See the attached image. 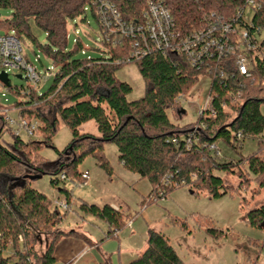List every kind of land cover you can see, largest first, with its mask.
I'll return each instance as SVG.
<instances>
[{
    "label": "trees",
    "instance_id": "trees-1",
    "mask_svg": "<svg viewBox=\"0 0 264 264\" xmlns=\"http://www.w3.org/2000/svg\"><path fill=\"white\" fill-rule=\"evenodd\" d=\"M108 1L115 5L122 19L130 22L140 20L147 2L154 0ZM163 1L182 33L205 24L212 18L211 14L229 18L242 5V0ZM0 9L9 11L0 20V28L4 32L13 31L21 43L25 39L36 41L31 33L32 25L42 30L45 40L38 43V48L53 67L50 85L43 92L38 93L29 86L6 88L2 85L20 100L11 105L0 103V264H53L54 245L61 238L73 236L89 244V238L80 231L58 227L72 206L107 225L99 242L115 236L130 221L129 214L121 207L75 201L67 187V183L81 181L77 166L88 155L111 175L112 168L103 152L105 142L115 145L117 159L124 169L150 182V191L141 198V204L156 202L151 198H164L179 187H188L192 193L207 190L211 197L232 190L246 191L252 186V190L264 189V116L259 109L264 103L263 61L257 60L249 77L237 73L232 58L197 67L182 54L163 55L157 51L138 60L120 62L128 56L129 41L117 37L114 42L103 40L93 0H0ZM87 10L98 24L99 44L105 56H76L78 51H83L78 38L72 49L67 48L68 22L83 14L80 20H84ZM252 20L260 28L264 27V8ZM129 62L136 63L145 87L142 96L131 101L126 98L131 86L115 76L116 69ZM200 77L210 80L208 94L216 115L196 118L186 125L171 121L168 113L174 120L184 113L177 98L186 97ZM237 89H241V99L232 102L231 95ZM4 108L15 109L18 120L36 122L26 141L11 131ZM43 108H51L53 115L49 118L42 112ZM58 119L68 126L71 138L61 150L54 148L56 158L48 161L38 155L37 149L51 145ZM88 121H94L98 135L79 132L78 128ZM197 122L202 126L193 129ZM191 131L198 141L191 140L186 147L185 136ZM4 132H10L11 142L1 143ZM36 134L40 140H31ZM172 137L176 138L175 143L171 142ZM246 137L256 139L257 149L242 155L238 150ZM218 141L238 157L216 155L209 150V145ZM26 171L32 175L47 174L68 208L59 210L50 197L34 189ZM61 174L64 179L60 178ZM222 175L236 178L238 183L232 187ZM164 177H167L166 183ZM244 221L264 229L261 227L264 203L248 210ZM206 231L213 236L223 234L213 227H207ZM41 233L47 234L46 246L38 253L36 245ZM126 264L186 263L164 233L148 229L144 249Z\"/></svg>",
    "mask_w": 264,
    "mask_h": 264
},
{
    "label": "rangeland",
    "instance_id": "rangeland-1",
    "mask_svg": "<svg viewBox=\"0 0 264 264\" xmlns=\"http://www.w3.org/2000/svg\"><path fill=\"white\" fill-rule=\"evenodd\" d=\"M8 13V10L0 9V20L6 18ZM253 16L254 11L250 7H246L244 20L250 22ZM81 18H84V14L67 24V48L72 49L75 39L78 38L83 46V51H78L76 56H105L106 54L99 44L100 30L96 20L88 10L85 13V19L80 20ZM3 32L4 30L0 28V34ZM31 33L36 41L25 39L22 42L23 50L30 64L37 72L43 74L46 69H51L50 60L38 48V43L44 42L45 35L35 25L31 26ZM256 38L258 41L264 39V27L260 29L259 34H256ZM7 75L11 88L27 86L33 88L34 86L27 80L22 69L7 71ZM115 76L131 86V91L126 97L127 100L138 99L144 93V82L136 63L122 64L116 69ZM50 82V76L42 77L34 88L38 93L43 92L49 87ZM207 89V79L200 77L188 95L178 100L181 109L184 110L181 118L174 120L173 116L168 113L170 120L179 125L193 123L197 118V109L203 105ZM18 100H20L19 96L11 91H6V88L0 85V103L11 105ZM259 109L264 116V103L260 104ZM42 112L49 118L53 115L51 108H43ZM7 115L18 120L17 112L13 108L8 110ZM78 130L81 133L98 135L94 121L82 124ZM11 131L14 134L17 133L25 141L28 139L25 129L17 124L11 126ZM70 138V129L58 119L56 131L51 138V145H42L37 149V153L43 159L53 161L56 158L54 148L61 150ZM31 140L38 141L40 137L36 134L32 136ZM11 141L10 132H4L1 135V143ZM216 145L222 156L238 157L236 152L223 143L218 141ZM256 149V139L246 137L238 151L242 155H247ZM103 152L112 168L111 175H108L96 164L94 158L88 155L83 158L77 168L80 172L87 171L89 179L83 185H79L77 182L67 183V187L70 188L72 198L75 201L83 199L99 205L104 204V202L115 203L124 212H127L129 214L128 219H130V223L133 222V225L131 226L126 222V225L119 231V236L128 235L132 229L136 234V241L139 243L140 237H144L148 229L161 231L168 237L170 244L186 264L252 263L257 245H261L263 241L264 229L250 226L244 221V216L248 210L264 203V189L252 190L254 186L251 185L253 188L246 189V191L232 190L218 197H211L207 190H198L192 193L188 187H179L170 191L164 198L157 199L156 202L141 204L142 196L146 195L151 188L150 182L122 167L117 159V150L113 143L105 142ZM25 174L32 175L28 171ZM223 177L225 182L232 187L238 183L236 178ZM31 186L46 194L53 201L63 198L62 193L50 184V177L47 174L31 179ZM59 210L62 211L61 208ZM182 223H185V227H182ZM58 227L62 230L79 228L81 232H88L95 237L100 234V230L105 227V224L97 218L81 213L76 206H72ZM207 227L222 230L223 234L213 236L206 231ZM46 237V233L40 234V240L36 245L38 253L44 251ZM62 239L82 241L73 236L61 238L55 243L53 253L56 246L64 243L65 240ZM261 259H264V251L260 253L259 261Z\"/></svg>",
    "mask_w": 264,
    "mask_h": 264
},
{
    "label": "built area",
    "instance_id": "built-area-1",
    "mask_svg": "<svg viewBox=\"0 0 264 264\" xmlns=\"http://www.w3.org/2000/svg\"><path fill=\"white\" fill-rule=\"evenodd\" d=\"M96 6V13L99 16V22L103 31L104 41H115V38H126L129 41L130 50L124 60H138L144 55L153 52L182 54L187 61L197 67H208L214 62L232 58L233 64L238 74L249 77L252 69L257 62H264V39L258 41L256 34L260 32V26L251 20H244L246 7H250L254 14L264 8V0H242V5L237 7L234 14L229 18L215 16L211 14V19L205 24L192 28L182 33L163 0L148 1L146 8L142 12L141 19L138 21H125L120 16L115 5L108 0H93ZM22 69L25 77L35 87L42 77L52 75L53 67L46 69L40 74L25 58V52L19 38L13 31L0 34V72ZM8 76V75H7ZM208 81L207 94L203 100L202 107L197 109V118L213 117L216 115V108L212 105V98L208 94L210 80ZM2 86V84L0 83ZM241 89H237L231 95V101L241 99ZM182 98L179 96L177 100ZM221 107H224L220 103ZM6 114L5 120L12 126L17 124L23 127L28 135L33 133L36 122L28 123L24 119L14 120L10 118L6 108L3 109ZM201 127L202 123L197 122L193 129ZM191 131L185 136L186 147L190 146L191 140L198 141L197 135ZM17 134V133H15ZM240 136L239 133L236 134ZM171 142L175 143L176 138L172 137ZM209 150L220 155V150L215 143L209 145ZM64 179V174L60 175ZM81 181L78 184L83 185L89 179L87 171L80 173ZM167 182V177H164ZM158 194H161L160 192ZM157 200L152 197L151 201ZM53 205L62 210L68 208L64 198H58L53 201ZM130 224V221L127 222ZM19 240L21 237L19 236ZM260 250L264 251V238L260 245Z\"/></svg>",
    "mask_w": 264,
    "mask_h": 264
},
{
    "label": "crops",
    "instance_id": "crops-1",
    "mask_svg": "<svg viewBox=\"0 0 264 264\" xmlns=\"http://www.w3.org/2000/svg\"><path fill=\"white\" fill-rule=\"evenodd\" d=\"M104 204H110L113 208L120 207L115 203L104 202ZM130 225L132 226L133 222H131ZM102 228L100 230V234L95 237L88 232H81V229L77 228L78 231L85 234L89 238V244L83 240L71 241L70 239H62L65 240L64 243L56 246L54 250L53 256L55 258V262L53 264H103L105 262L106 264H126L133 260L146 245L147 232L144 234V237H140V242L138 243L136 241V234L132 229H130L128 235L119 236V230L115 236L106 238L99 242L101 238L104 237L107 225L105 224V227L103 229ZM261 252L260 245H257V251L255 252L251 261L252 263L250 264H264V259L259 261Z\"/></svg>",
    "mask_w": 264,
    "mask_h": 264
},
{
    "label": "water",
    "instance_id": "water-1",
    "mask_svg": "<svg viewBox=\"0 0 264 264\" xmlns=\"http://www.w3.org/2000/svg\"><path fill=\"white\" fill-rule=\"evenodd\" d=\"M0 83L3 86H5L6 88H9L10 87V83H9V80H8V76H7V74L5 72H0ZM39 176H40V174L30 175L29 178L30 179H35V178H38ZM261 227L264 228V222L261 224Z\"/></svg>",
    "mask_w": 264,
    "mask_h": 264
}]
</instances>
